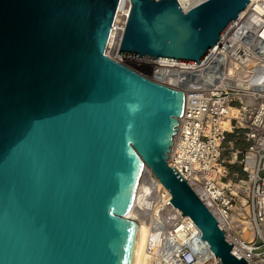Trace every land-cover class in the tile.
Listing matches in <instances>:
<instances>
[{
  "label": "water",
  "instance_id": "1",
  "mask_svg": "<svg viewBox=\"0 0 264 264\" xmlns=\"http://www.w3.org/2000/svg\"><path fill=\"white\" fill-rule=\"evenodd\" d=\"M248 1L130 0L118 53L199 63ZM127 6L0 0V264H136L145 166L217 264H247L168 162L184 92L112 58Z\"/></svg>",
  "mask_w": 264,
  "mask_h": 264
},
{
  "label": "bare ground",
  "instance_id": "2",
  "mask_svg": "<svg viewBox=\"0 0 264 264\" xmlns=\"http://www.w3.org/2000/svg\"><path fill=\"white\" fill-rule=\"evenodd\" d=\"M204 1L177 0L184 11L194 8ZM127 4L112 58L130 63L143 72L146 69V71L148 70V75L150 73L154 74V79L157 82L165 83L184 91L186 97L185 112L180 118V123L187 116L188 111L192 112L197 108L199 93L207 92L211 94L219 89L228 88L248 93L247 95L249 96H246L247 103H252L256 98H264V0H249L239 12L236 20L226 28L219 41L208 50L199 63L162 59L152 60L119 54L118 50L130 10V0H127ZM263 130L259 133L262 134ZM182 131L183 128L180 125L178 132L181 133ZM176 139L177 136L174 141ZM174 149L172 147V150ZM169 156L172 157L171 153ZM255 158L252 153L246 158V164L252 178L256 177ZM169 162L183 173L188 185L197 192L199 199L208 206L207 209L219 223L226 239L233 244V250L247 264H264V260L255 256L250 248L244 246L236 237L233 238L229 235L230 233L226 232L225 217L217 210L211 199L204 194L202 188L194 183L190 168L180 160L179 162L177 160L172 161V158H170ZM145 167L154 178L148 208L152 207V204L156 201L157 207H154L157 209L153 207L154 213L146 210L144 217L140 220H137L135 216L132 217L141 226L136 264H147L148 255L146 248L148 243L154 242V244H157L161 242L163 235V245L167 247L165 251L167 253L171 252L169 247L174 245L175 251L180 255L182 248L173 240L175 238L174 231H177L176 236L180 241L186 240L182 236L180 229L189 232L191 241L195 243L203 255L213 254L203 242L197 225L190 217L182 216L175 209L169 200L170 194L167 189L153 175L151 170L147 166Z\"/></svg>",
  "mask_w": 264,
  "mask_h": 264
},
{
  "label": "rangeland",
  "instance_id": "3",
  "mask_svg": "<svg viewBox=\"0 0 264 264\" xmlns=\"http://www.w3.org/2000/svg\"><path fill=\"white\" fill-rule=\"evenodd\" d=\"M201 94L200 109L181 122L185 132L177 153L225 215L226 232L264 260V98L247 103L248 93L228 88ZM250 153L255 178L246 164ZM154 206L156 201L147 210L154 213Z\"/></svg>",
  "mask_w": 264,
  "mask_h": 264
},
{
  "label": "built area",
  "instance_id": "4",
  "mask_svg": "<svg viewBox=\"0 0 264 264\" xmlns=\"http://www.w3.org/2000/svg\"><path fill=\"white\" fill-rule=\"evenodd\" d=\"M113 60H115V61H117V62L129 67V68H132L133 70H135V66L131 65L130 63H126V62H124V61H122L120 59H117V60L113 59ZM135 71H137V70H135ZM139 73H141V72H139ZM141 74H143L144 76L148 77L151 80L156 81L154 79L155 76L152 73H150L149 75H145L144 73H141ZM163 84H165V83H163ZM169 86H171V85H169ZM203 93H207V92H203ZM184 94H185V92H184ZM198 95H199V98H198L199 100L197 101V106H196L197 108L194 111H192V112L188 111V114H187V116L185 118H187L189 116H192L193 114H195V112L197 110L200 109L199 108L200 107L199 103H200V101L202 99V97H201L202 94L199 93ZM184 112H185V108H184ZM180 125H181V123L179 122L176 135L174 136V138L177 136V139L174 141V138H173L172 147L174 149V145H175V149L172 150V147H171L172 152L170 151V153H171L172 157L169 156L168 162H169L170 158H172V161L177 160L179 162V160H180V161H182L184 163V165H186V163H188V162H186L185 159L180 157V155L177 153V149H176L178 147L180 141H181L182 134H184V132H185L184 130L181 133L178 132ZM185 137H186V135H185ZM170 153H169V155H170ZM169 164L171 165L170 162H169ZM171 166L175 167L173 165H171ZM177 170L183 175V173L179 169H177ZM185 179H186V177H185ZM220 213H222V212L220 211ZM180 232L183 234L182 236L185 237L186 240H181L180 241L179 238L176 236L177 235V231H174L175 238L173 239L174 242H177V244H179L180 247L182 248L181 252H180V255L175 251L174 245L169 247V248H171V252L167 253V251H165L167 247H164V245H163V241H164V235H163L161 242H159L157 244L156 243L154 244V242H149L148 243L147 248H146L147 255H148L147 264H217L215 255H213V254H205V255H203L201 250L196 247V245H195V243L193 241H191L192 239H190L189 232L187 230L184 231V230L180 229Z\"/></svg>",
  "mask_w": 264,
  "mask_h": 264
}]
</instances>
